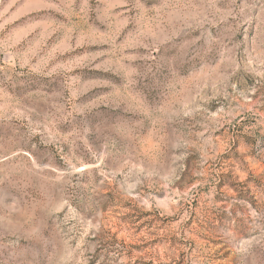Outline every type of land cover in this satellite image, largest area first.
<instances>
[{"label":"rangeland","instance_id":"rangeland-1","mask_svg":"<svg viewBox=\"0 0 264 264\" xmlns=\"http://www.w3.org/2000/svg\"><path fill=\"white\" fill-rule=\"evenodd\" d=\"M0 264H264V0H0Z\"/></svg>","mask_w":264,"mask_h":264}]
</instances>
